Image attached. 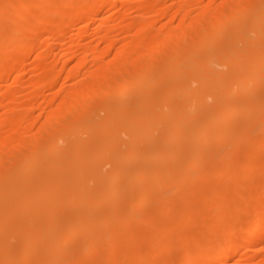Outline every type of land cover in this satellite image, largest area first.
I'll return each mask as SVG.
<instances>
[{
  "label": "bare ground",
  "instance_id": "obj_1",
  "mask_svg": "<svg viewBox=\"0 0 264 264\" xmlns=\"http://www.w3.org/2000/svg\"><path fill=\"white\" fill-rule=\"evenodd\" d=\"M173 1L176 6L161 5L160 8H157L160 5L158 0L135 1L136 9L138 6L147 12L156 10V15L161 17L174 9L167 18L169 21L166 20L167 30L164 29L167 32L154 28L158 19L152 15L142 14L133 20L128 14L132 21L126 27H137L136 39L126 40L116 50L114 58L107 61L109 63L102 62L107 64L105 72L100 74L93 64L97 65V60L104 58L101 55L112 51L115 39L99 20L100 27L97 25L95 34H102L109 42L100 51L93 45L83 51L86 55L82 54V57L94 56L91 66L86 64L90 68L85 72V82L72 89L60 87L53 97H44L40 107L45 116L36 130L32 128L40 120V113L37 116L33 111L39 97L36 89L45 83L54 85L57 72L52 64L43 68L46 70L44 80L34 82L25 96L26 103H22L24 89H18L21 88L18 84L24 74H19L18 67L24 63L23 59L16 66L11 65L18 68V71L16 68L11 70L15 73L13 84L18 88L12 92L9 89L10 98L7 97L9 102L5 105L7 112L4 109L6 113L0 116V264H80L85 258L91 260L87 264H131L132 258H136L135 249L140 243L142 247L143 242L136 239L138 247L135 243L132 245L127 235L136 238L144 233L139 235L142 213V217L147 213L148 221L159 219L160 223H157L166 228L161 245H166L168 250L179 245L185 247L189 243L187 236L192 232H182L183 222L190 224L198 215L209 214V206L215 201H209L213 198H208L212 191L209 189L214 186H208L207 177L203 178L204 181L208 179L207 185L202 181V186L195 178L184 187L170 188L167 184L169 159L177 155L180 148L179 134L175 135V132L186 115L198 113L196 133L200 136L211 128L217 129L221 143L207 159L210 175L222 174L217 172L221 170L218 167L230 166L236 150L242 152L241 157L238 155L234 159L236 163L241 158L236 164L242 162L243 167L239 166L233 172L239 177L235 178L239 180V188L235 189L234 183L236 187L232 188V179L227 180L226 186L221 183V189L215 187L224 192L226 204H234L235 220L238 221L240 215L237 194H247L255 185H263L264 175L262 177L254 168L262 156L252 149L257 144L258 132H264V95L261 93L264 89V0ZM110 2L0 0V22L5 21L4 27H0V83L9 77L6 68H9L7 64L11 58L18 52L30 50L35 36L46 35L41 38L46 51L35 56L34 65L38 69L40 65L45 67L43 64L50 59L48 53L54 43L51 39L59 43L58 40L65 35L67 23H77L90 12L98 14L101 19V9L110 7ZM178 16L180 29L175 31L173 23ZM104 19L109 21L108 17ZM82 31L80 29V35ZM61 49L60 56L66 64L71 52L64 50L65 47ZM84 61L85 58H80L78 64L70 68L68 78L77 76ZM100 82H104V93L110 96L103 104L95 105V99L99 101L97 98L101 95L97 87ZM2 96L3 101L5 94ZM209 106L211 110L206 111ZM157 131L164 133L163 141L158 139ZM193 135V132L186 133L188 141L184 143L189 151L198 148L190 140ZM247 147L251 149L250 153L244 152ZM225 174V177L229 175ZM198 189L207 199L197 194ZM259 191L256 192H262ZM226 194L231 195L232 203L228 198L226 200ZM262 194L264 196V192ZM262 196L257 195L256 199ZM162 197L172 204L169 209L173 214L171 219L170 213L167 217H158L161 215L158 214L161 211L158 203ZM191 197L195 199L193 205ZM70 203L75 207H70ZM80 203L82 208L91 204L97 210L105 208L104 224L100 228L82 213ZM257 204L256 221L251 226L254 231L264 228V204ZM181 222L184 227L179 233ZM240 230L230 226L223 234V241ZM235 247L232 245L231 248ZM226 252L227 248L222 247L218 254ZM168 253L166 250L164 255ZM168 256L163 259L164 264H200V260L186 249L177 259L173 256L175 260ZM137 259L140 261V257ZM155 262L153 260L152 264H157Z\"/></svg>",
  "mask_w": 264,
  "mask_h": 264
},
{
  "label": "rangeland",
  "instance_id": "obj_2",
  "mask_svg": "<svg viewBox=\"0 0 264 264\" xmlns=\"http://www.w3.org/2000/svg\"><path fill=\"white\" fill-rule=\"evenodd\" d=\"M114 1L115 0H111L110 7H105L106 9L103 7L101 9L102 13L100 12L101 13L100 15H101V17H103L101 19H99L100 16L98 14H94V13L90 12L92 15L89 13L84 19L78 21L77 23L76 22L71 23V24L67 23L65 25V28L67 27L65 29L66 30L65 31V35H64L65 37L63 36L62 39L58 40L59 43H55V41L57 42V40L51 39L54 43L51 41V43H53V44H51L52 45L51 46L52 48L50 50L51 53H48V56H49L48 59L49 58L50 59L47 61L46 64H48L50 62L51 63L48 64V66H46V64H43V65H45V67L40 65L39 67H37L38 69H36V67L34 65V63L36 62V58H37V57H35V56H37L36 54L42 53V52L46 51L44 49H47L45 47V45L42 43L43 40H41V38L44 39V37L46 35H42L41 34V35L35 36V38H34V46L37 47L39 45L37 48L32 46V48L30 50H27L26 52L25 51L24 52H18V53L16 52L17 54H14L15 56L13 55L14 57H12L11 61H9V64H7V65H9L10 70H9L8 66L6 68L7 69L6 74L7 75L9 74L8 75L9 77L6 75L8 78H6V79L4 78V82L2 81V83H0V90H1L0 91V93H1L0 95L2 96V94L3 95L5 94V96L3 98V101H2V99L0 97V100L2 101V103L0 101V105H1L0 106V116H2L3 114H5L7 112L5 105L9 102V100H6V99L10 98V95H8L9 92L10 91L12 92L16 88H18V86L21 87V88H18V89H24V92H23V95L21 96L20 101H22V103H26L27 100L25 99V96L27 95L28 91L32 89V85L34 84V82H36L38 80H42V81L44 80L43 78H44V76L46 74V72H44L46 70H44V69H46V67H50V65L52 64V65H54L55 70H56L57 75H58L57 79H56L57 81L53 83L55 86L54 85L51 86V85H48V84L45 83L40 88L36 89V91H38V93H39L38 94L39 97L37 98V101H35V103H34V106H37V107L33 111H34L35 115H37V114L39 115V113H40V115H39L40 116V120H38L36 125L32 127L34 130H36L35 127H38L37 125H39V123L41 122V120L44 119V116H45V112H43V109L40 107V104L44 100V97H53V95H55V93H57V91H59L60 87H67V88L72 89L73 86L75 87V86H78L79 84H82L83 82H85V80H86L85 72H86V70H88L90 68L86 64H90V66H91L92 61H93L92 59H93L94 56L92 54H90V55L88 54L89 57L88 56L86 57V56H84L86 54H84L85 52H83V51H85V49H87L88 46L91 47L92 45L95 46V47L97 46L99 48L98 51H100L101 48H104L105 44L107 45V43L109 42V41H107V39L102 34H95V32L97 33V30H96L97 29V25L102 23L100 25H102L103 27L106 26L105 28L108 29L109 35L113 36L112 38L115 39V40L113 39L114 43H115V46H114L115 48L112 47V49H111L112 51L111 52L108 51V52H106L105 55H101L104 58L100 57L99 60H97V63H98L97 65H96V63L93 64V68L95 70H97V72H98V70H100L99 71V74H100L101 72L102 73L105 72L104 69L106 67V64L111 61L109 59H113L114 58L116 50L119 49L121 47V45H124L126 40L127 41H128V39L131 40V38L132 39H134V38L136 39L137 27H135L133 25L132 26L127 25V27H126V24L127 23L130 24V22L132 21L131 17L134 20L135 17H139L142 14H148L150 16L152 15L151 17H153L154 19L155 18L158 19V20H155V22H154L155 23L154 24V28L157 29V30H163L164 28L167 27L166 23H168V21H169L168 19L170 18V15L172 14V11L174 10V9L172 10V8L169 10V13H168L169 17H168V14L165 17H161L159 14L156 15V13H155L156 10H152V12L151 11L147 12L146 9L139 8L138 6H137V9H136L137 3H135V1L137 2V0H132L133 3L128 1V0L127 1L126 0H118L117 1L118 3L117 2L115 3ZM177 1L178 0H176V2ZM218 1H221V0H218ZM158 2L160 3V5L157 6V8H160V7L165 6V5L166 6H168V5L171 6V5L174 4L173 0H158ZM205 2H208V0H205ZM111 3L114 4V5H112ZM128 4H130V6H128ZM132 4H133V6H132ZM176 5L177 4L175 3L174 6H176ZM125 8H127V9H125ZM123 10H125V11H123ZM137 10H139V11H137ZM93 14L94 15H98L99 17L94 16ZM128 14H130L131 17L128 16ZM122 15H125L127 18L122 16ZM107 17L109 18L108 19L109 21H107V19L105 21L104 18H107ZM120 17H123L124 19L122 18V20H121ZM128 17H129V19H128ZM89 18H94V19H89ZM115 18H117V19H115ZM118 18H119V20H118ZM177 18H175L174 23H173L174 26H175V28L173 27L175 31H178L180 29L178 27L179 25H177V24L180 23V18H179V16ZM99 20L103 21V22H100ZM116 20H117V22H116ZM166 20H168V21H166ZM118 21H121V22H118ZM122 21H124V22H122ZM0 23H1L0 27L1 26L4 27L5 21H1ZM116 23H118V24H116ZM68 24L70 26H68ZM163 24H164V26H163ZM100 25H99V27H100ZM124 25H125V27H124ZM99 27H98V29H99ZM115 27H117V28H115ZM126 28L129 29V30H127ZM80 29L84 30L85 33L82 31V33L80 35L79 34ZM118 29H120V30H118ZM166 30H167V28H166ZM166 30L164 29L165 32H167ZM101 33H103V32H101ZM67 35H68V37H67ZM79 35L82 36V37H80ZM125 36H127L128 38L125 37ZM103 37H104V39H103ZM37 41H38V43H37ZM77 41L79 42V43H77L79 46L76 43L75 44L73 43V42H77ZM96 41H99L98 42L99 44ZM60 42H62V44ZM43 45H44L45 48L43 47ZM53 45H55V46H53ZM46 46L49 48L48 45H46ZM58 46H59V48H58ZM62 47L63 48L65 47L64 50L67 49V50H69L68 52H71V54H72V55L71 54L69 55L70 60L66 61V64H65V61L63 59H61V56H60V52L62 50L61 49ZM19 53H22V54H19ZM0 54H1V52H0ZM79 54H80V56H79ZM82 54H84L83 57H82ZM71 57H73V58H71ZM80 58H82V60L85 58V61H84L85 65L84 64L80 65L82 67H81V69L79 68L77 76H75L73 79L72 78H68V72H69L70 68H72L73 65L78 64L77 61L80 60ZM86 58H87V60H86ZM22 59H23V61H22ZM108 60H109V62H107ZM19 61H22V63L23 62L24 63L22 64L23 66L22 65L19 66L18 67L19 69H18L15 66H16V63H18ZM86 61L88 63H85ZM104 61H106L107 63L106 62L102 63ZM11 65H15L14 68ZM83 66H85V67H83ZM33 67H35V68L33 69ZM99 67H101V68L98 69ZM13 69H15L16 71L19 70L20 73L19 72L18 73L20 75L22 74V72L24 74V75H22V78L23 77L24 78L22 79L21 83L18 84V86L13 84V82L15 80L14 79L15 76L13 77V75H15V73L13 74L11 72V70H13ZM40 69H41V71H40ZM40 73H42L43 75L42 74L38 75ZM36 76H38L39 78L38 77L36 78ZM1 84H3V85L5 84V86L3 87V85H1ZM9 86L11 88H9ZM48 86H50V87H48ZM97 87L99 88V90H98L99 95L100 94L101 95L104 94L103 96L105 98L100 95V98H97V99H99V101L95 99V102L94 101L93 102H94L95 105H101V103L103 104L110 95L104 93V88H105L104 87V82H100ZM12 88H14V89H12ZM9 89H10V91H9ZM101 92H103V93H101ZM261 93L264 95V89L261 91ZM42 94H43V96H42ZM100 99L103 100V101H101ZM4 109H5L6 112L4 111ZM205 110L206 111H210L211 110V106L207 107ZM34 113H33V115H34ZM41 113H42V115H41ZM197 114L198 113L183 116L180 126L176 129L175 135L179 134L180 148H179V150L177 152V155H175V156H173L172 158L169 159L170 160V164L167 166V172H168L167 184H168V186H170V188L184 187L185 185L189 184L192 181V180H190L191 178H195L197 180V183L199 182L198 184L202 186V185H204V183L206 184V182L208 181V179H207V181H206V179L204 181L203 178L207 177V178H209L208 182H210L208 184V186L210 185L209 186L210 188H211V185L214 186L213 189L215 191L219 190V189H216L217 187L221 189L222 185L226 186L225 183L228 184L227 180H231V179L233 180V181L231 180L232 182L230 181L231 184L233 185L232 188H235L237 186V183H238L239 180H237V181L235 180V178H237L238 176L235 173H233V172L237 171L236 168L238 169L240 167L241 168H243V167H242V162H241V165H237V164H239V161H241V158H239V161L237 160L238 161V162H236L237 164L234 163L235 162L234 159H237L235 157H238V155H239V157H241L240 156V155H242L241 150L238 149L239 152L236 150L237 154L235 155V157L233 159V162L231 164V165H233L232 168H231V165L228 166V167L226 165H223V166L221 165V166L218 167V169H221V170H218L217 172H221L222 174L218 173L217 174L218 176L211 174L212 178H210L211 177V175L209 173V169L210 168L207 166V162H208L207 159H208L209 155L212 152H214L215 149H217L220 146L221 142L217 138V134H216L217 133V129L216 128H211L209 131H207L205 133L204 136H200V134L198 135L196 133L198 128H199ZM160 130H162V129H160ZM4 131H7V129L4 128ZM189 132H193L194 133L193 137L190 140H192L194 145H196L198 147V148H194V149H192L190 151L186 149L185 143H184V141H188V139L186 138V133H189ZM156 135H157V137H158V139L160 141H163L164 138H165V135H164V133L162 131L161 132L157 131ZM256 137H257V140H255V143H257V144L255 145V147H257V149L254 147L255 149L253 148L252 151L253 150H254V152L255 151H257V152L259 151L258 153L259 154L261 153L260 155L262 157L260 158V160L257 163H255L254 168H256L257 171L259 170L258 173L260 172L261 176H262V175H264V156H263L264 155L263 154L264 153V150H263L264 149V132H258ZM259 143H260V146H259ZM261 147H263V148L261 149ZM246 149H247V151H246ZM246 149L244 150V152H248V153L251 152L250 148L247 147ZM248 149H250V150H248ZM258 149H261V150H258ZM240 152H241V154H239ZM175 160H176V162H174ZM151 163H153V162H149V164H151ZM235 164H236V167H235ZM256 165H258V168L256 167ZM109 167L110 166H108L107 168H109ZM230 168H231L232 172H230L231 171ZM227 170H229V171L227 172ZM225 172H226V174L228 173L229 175H226ZM224 174L226 175V177L227 176H229V177L226 178L224 176ZM222 175L225 177L226 181H225V179H224V177ZM220 176H222L223 178L220 177ZM202 181L204 183H202ZM221 183H222V185L220 186ZM255 187L254 188L251 187L252 191L250 190L248 192L249 194L248 193L247 194H240V192L238 191L239 192L238 194H240V195L237 194V197H236L237 198L236 199L237 200L236 201L237 202L236 205L239 206V207L238 206L237 207H238V210L240 212V215L238 216L240 219L238 218V221L235 220V218L233 217L234 216L233 215L234 204H231V206H232L231 207L230 204H226V203H228V201H225V202L223 201V199L225 200V195L223 194L224 192L222 193V191L219 190L217 193H215V191H213V189H209V191L212 190L214 192V194L217 195V196H212L214 194H213L212 191H210V193L212 194L210 196V193L207 192L209 194V196L207 195L208 198L213 197L212 198L213 200L211 199L209 201L212 202V201L215 200L214 203L212 202L213 205L209 204L211 207L208 205L209 209L211 210L210 213L207 214V215H205V214L204 215H198L197 217L194 218V221L192 223H190L192 225L188 224L187 222H183L185 227H186V229L183 226V223L181 222L182 226H181V223H180V228H178L179 229L178 232L181 233L180 232V230L182 229L181 227H184L182 229L183 231L182 230L181 231L185 232L187 230L185 232L186 234H188L189 232L190 233L192 232V234H190V235L191 236L193 235V236L191 237L188 234V236H187L188 240L187 241H189V243L187 242L185 247H183V246L181 247V245H179L181 248H179V246H178V248L177 247H172L169 250H173L174 248H176V249H174V251H170V252L167 249L168 247H166V245L164 246V244L161 245V242H160L161 241V237H163L164 234L166 233L165 232L166 228L161 226V224L160 225L158 224V223H160V221L158 222L159 219L158 220L155 219V220H157L156 222L153 221V220L148 221L147 213H146V215H143L144 217L141 216L143 214L142 213L140 215V217L143 220L141 222V226H140L141 228L139 227V229L142 230V232L140 231L139 235L144 232L142 235H145V236L142 237V235H140V237H138V235H137L136 238L135 237L133 238L131 235H130L131 237L129 235H127V237H129V239L131 238L130 241L128 240V242L132 243V245L135 243V245L137 244L136 246L138 247V245H139L138 242H143L142 243V247L143 248L140 247V245H141V243H140L139 248L135 249L134 253L137 252V254H135L136 258L135 257L132 258L133 261H131V264H134V263L135 264L136 263L139 264L140 262H141L140 264H146L148 261L149 262L147 264H149L150 262L152 264L153 260H155L156 261L155 263H157V264H162V263L164 264L165 261L163 259L166 258L168 256V254H169V256H168L169 259L175 260V259H177L178 255L180 256L181 252L183 250H185V249L190 254H194V256L196 258H198V261L200 260V264H264V228H260L259 230H255L254 231V230H252V227H251L256 221L255 220L256 216L254 214L255 209H256V203H258L257 205H259L260 202L264 204V201H263L264 200V196H262L263 195L262 192H264V190H263L264 183H263V185L259 186L261 189L259 187H257L256 185H255ZM238 188L239 187L237 186V188H235V189H238ZM259 190L262 191V192H260ZM256 191L257 192L259 191L262 195L260 193H257ZM255 192H256V196L260 195V197L262 196V198L257 197V199H256V196H254ZM197 194L204 195L203 192L201 193V190H199V193L197 191ZM247 195H250V196H247ZM252 195H253V197H252ZM227 196L228 195L226 194V200L228 198L230 203H232L231 195H229L228 197ZM197 197H199V195ZM204 197H206V195H204ZM204 197H203L204 200L207 199V197L206 198H204ZM214 197H216V199ZM191 198L194 199V197H191ZM198 199L202 200L201 196ZM190 201H191V205H193L194 202H195V199L194 200L190 199ZM252 201H253V203H252ZM148 203L149 202H147V205H148ZM158 204H159V208H160L159 210H161L158 213V214H161V215L158 216V217L162 216L164 218V217H167L169 215V213H170V215L172 214L171 210L169 211V209L171 208L172 204L170 202H168V199H165L164 197H162V199L160 200V198H159V203ZM69 206L70 207H75V204L70 203ZM80 208H82L81 207V203H80ZM146 212H148V211H146ZM82 213L84 215H86L88 218H90L97 228H100L104 224L105 208H101L100 210H97L95 208L94 204H91L90 206L83 207L82 208ZM172 215H171L170 219L172 218ZM145 217H146V219H144ZM263 219H262V222H263ZM177 226H179V224ZM230 226H233V227L235 226L236 229H241V230L238 231L237 233H234V235L232 237H230L229 239L223 241L224 240L223 239V234H224L225 231H227V229ZM175 227H176L175 224H173V228H175ZM191 238H193V239H191ZM136 239L138 240V242H135ZM145 239L146 240L148 239L147 243H146ZM248 239H251L252 241H247ZM132 240H133V242H131ZM162 240H164V239H162ZM148 241H152V242H150V244H148ZM247 242H251V243L246 244ZM232 245L236 246L235 249L231 248ZM163 246H164V248H162ZM146 247H147V249H146ZM222 247H226L227 248V252L222 254V255H219L218 251ZM140 250H142V251H140ZM144 250H146V251H144ZM166 250H167V253L168 252L169 253L167 255H164L166 253ZM172 252H173V254H172ZM149 253H151L152 258H151V255ZM142 254L144 256L146 255L145 256L146 259L148 257L149 258L147 260L143 259L144 256ZM173 256L175 257V259H174ZM139 257H140V259H139L140 261L137 262V260H138L137 258H139ZM90 259H92V258H90ZM150 259H152V260L150 261ZM88 261L91 262V260H88L86 258L82 259L80 264H87ZM142 261H144V262L146 261V262L144 263Z\"/></svg>",
  "mask_w": 264,
  "mask_h": 264
}]
</instances>
